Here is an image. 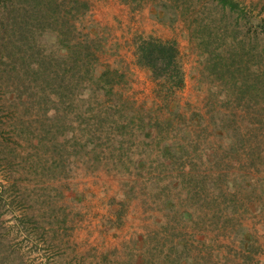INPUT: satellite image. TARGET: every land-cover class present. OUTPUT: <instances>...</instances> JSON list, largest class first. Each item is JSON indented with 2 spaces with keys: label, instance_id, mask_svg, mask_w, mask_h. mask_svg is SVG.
Instances as JSON below:
<instances>
[{
  "label": "rangeland",
  "instance_id": "rangeland-1",
  "mask_svg": "<svg viewBox=\"0 0 264 264\" xmlns=\"http://www.w3.org/2000/svg\"><path fill=\"white\" fill-rule=\"evenodd\" d=\"M234 1L239 12L222 9L216 0L197 1L203 21L196 24L182 17L174 22L161 18L151 0H78V13L68 0H0V264H172L174 258H180L178 264H264V0ZM70 11L76 14L78 31L100 46L94 75L107 69L123 74L126 82L117 90L130 105L152 107L154 102V84L137 64L140 38L176 45L184 74L177 101L188 108V116L195 112L209 118L212 109L228 108L224 75L255 83L257 98L249 97L247 109L253 125L237 157L223 148L230 140L222 141V147L212 142L210 149L213 136L194 143L197 154L216 155L211 161L204 157L205 163L193 171L197 179L242 182L245 197L229 201L238 213L229 214L220 199L219 205L211 200L209 184L195 181L200 192L191 207L183 202L178 211L188 219L180 221L181 216L163 209L169 196L172 204L180 202L173 186H167L178 181L176 171L164 175L143 158L137 168L128 164L116 169L111 161L87 154L92 146L69 155L35 150L37 144L51 146L45 130L56 115L68 117L64 128L73 127L56 139L68 140L69 146L74 140L84 143L89 138L85 130L94 121L77 119L68 99L56 100L51 82H46L57 73L74 75L67 67L70 62L60 60L65 51L55 32L56 18L67 22ZM225 58L228 73L218 66ZM212 63H218L217 70L212 71ZM242 93L252 95L246 86ZM88 94L84 91L83 98ZM99 136L105 137L98 133L95 142L106 150ZM37 152L44 158L36 159ZM225 173L227 177L221 176ZM157 178L164 180L152 192ZM235 189L231 183L230 192Z\"/></svg>",
  "mask_w": 264,
  "mask_h": 264
},
{
  "label": "trees",
  "instance_id": "trees-1",
  "mask_svg": "<svg viewBox=\"0 0 264 264\" xmlns=\"http://www.w3.org/2000/svg\"><path fill=\"white\" fill-rule=\"evenodd\" d=\"M68 1L73 4L72 11L76 10V13H78V0ZM122 1L127 3L129 0ZM151 1L154 9L163 13L161 18H168L174 22L178 20L176 17H182V19L186 18V22H194L196 24L203 21L198 17V15H201L199 14L201 12L197 3L199 0ZM216 1L224 10L227 9L231 12L240 11L239 4L234 0ZM85 6L87 7L86 4ZM72 11H70L71 16L67 22L56 18L58 30L55 32L59 48L65 51L60 60L62 62L65 61V64H67V61L70 62L67 67L74 72V75L64 77L62 74L57 73L55 76H48L46 82H51V92L56 100L64 101L68 99L72 109L76 110L77 119L85 121L84 118H86L87 122L85 121V123H88V118L94 120L92 124H88L85 130L86 135L90 139H86L84 143L74 140V143L70 144V146L67 144L68 140H64V143H62L63 140L57 142L56 139L60 134L62 135V131L73 130V127L66 125L64 128L62 125L67 124L68 117L56 115L52 118L49 128L45 130L46 140L50 138L51 146L44 148L43 145L47 144H37L35 150L45 152L44 150L46 149L47 152H55L56 155L59 154V151H62V153L69 155L72 152L87 150L88 146H92L86 151L87 154H90L96 160L100 158L111 161L116 169H124L128 164L137 168V160L143 158L146 164L152 163V167L160 173H164V175L172 174L176 171L178 181L174 183L170 180L167 186H173V192L179 195L180 202L172 204L173 198L169 196L164 201L167 207L163 209L168 213H173V216H181L180 221L188 219V216L185 217V212L178 210L183 209L184 205L186 206L185 208L191 207V201L200 192V188L196 189L197 186L194 187L193 185L195 181L206 185L209 184V188H213L212 193H214L211 200L217 202L220 199L219 202L224 204L223 206L229 214L238 213L237 206L231 205L229 201L239 200L238 197L242 200L241 197H245V195L242 196L241 192L242 182H239L238 186L237 181L232 179H223L225 185L222 182H217L219 177H211L210 182H207L208 179H204L205 181L197 179L193 171L199 165L205 163L203 162L204 157L210 160L213 155H216L211 154L207 158L206 155L197 154L195 144H198V141L200 143L201 138L209 141L211 139L210 136H213L212 138H216V140L208 142L207 149H210L212 142H217V146L222 147V141L230 140V145L223 148L229 150V156H238L237 154L243 149L244 143L248 139L246 134L251 133L250 127L253 125V122L248 119L247 109L250 108V98H252V101L257 98L254 96L256 95L255 83L253 81L247 82L245 77L242 76H240L242 78H239V76L236 77L230 74L226 78L224 75L222 79L229 85L225 97L228 108L223 110V112L216 108L212 109L214 113L209 118L200 117L195 112L188 116L185 114L188 108L180 106L177 101V94L184 87V74L178 61L179 53L176 45L174 42L161 41L153 37L140 38L136 46L137 64L148 72L154 84L152 91L154 102L152 107L147 106L144 102L138 103L137 106L130 105L131 102L125 100L121 95L122 93L117 90L120 84L126 82L123 74H119L117 70L107 69L97 77L94 75V66L98 61L97 51L100 46L89 34H82L78 31L74 23L76 14ZM199 25L203 27L202 24ZM218 29L217 27L216 32ZM207 30L211 29L207 28ZM209 35L210 33L207 35L208 38ZM217 65L218 63L211 64L212 71L217 70V67L221 66L222 71L228 73L230 63L226 58ZM77 70L80 73L79 75L75 72ZM246 78L248 79V77ZM245 86L248 91L251 90L252 95L248 96V94L242 93ZM84 91L89 93L86 98H83ZM87 98H89L88 101ZM44 100L45 105H47L46 98ZM235 101L236 105H234ZM48 102L52 103L51 101ZM134 103L136 104V102ZM182 108L184 109L182 110ZM54 109L56 112L59 111L57 107ZM236 115L240 117L239 120H236ZM258 123L259 126L261 125L260 129H262V122L259 120ZM98 133L105 135V137H101H104L106 147H108L106 150L101 144L95 142L96 139L94 138H96L95 135ZM260 135L264 141V130ZM101 137L99 136L97 139L101 140ZM195 138L197 140H194ZM199 138L200 140H198ZM49 142L47 141L46 143ZM68 146L73 150L69 151ZM250 151L252 152L253 150ZM136 154L138 156L134 160L133 155ZM34 157L36 159L44 158L40 156L39 152ZM47 159H45V162H47ZM254 159L251 160L252 163H254ZM216 160H219V158H216ZM246 160H248L247 157ZM201 176L206 177L204 175ZM221 176L227 177V174L225 173ZM164 178H169V176H164ZM164 178H157L151 184L150 190L153 192L154 188H157L160 181L164 180ZM231 183L237 188L233 192L229 190ZM178 188L179 192H177ZM129 194L133 196L135 192H129ZM216 195L218 197H214ZM149 196H151L150 193ZM217 205H219L218 202ZM227 218L228 221L231 220L229 217ZM194 223L195 221L193 225ZM168 257L167 255L166 258ZM179 261L180 258H174L170 263L178 264Z\"/></svg>",
  "mask_w": 264,
  "mask_h": 264
}]
</instances>
